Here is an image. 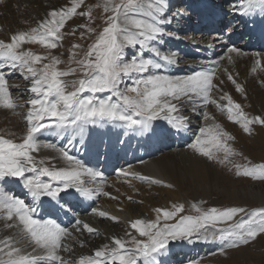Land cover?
Listing matches in <instances>:
<instances>
[{
    "label": "snow or ice",
    "instance_id": "obj_1",
    "mask_svg": "<svg viewBox=\"0 0 264 264\" xmlns=\"http://www.w3.org/2000/svg\"><path fill=\"white\" fill-rule=\"evenodd\" d=\"M83 4L84 0H71L70 6L54 7L47 11L36 26L12 33L7 41L0 39V62L18 70L25 80L30 81L28 91L32 94L26 101V128L21 142L0 136V181L8 178L21 181L23 188L34 200H39L42 196L56 200L61 193L71 195L69 189H75L85 198H92L93 193L84 186L86 181L83 178L96 181L101 173L86 167L67 150L57 148L54 144L41 145L37 133L42 129L66 131L72 128L73 132L78 130L83 134L84 126L97 125L102 120L120 121L129 127L139 128L143 133L153 130V121L164 120L179 132L188 127L187 117L177 114L184 99L194 106L199 102L203 106L214 105L221 113H226L228 121L238 125L245 134H252V125L264 126V117L250 116L227 93L220 96V100L226 101L225 104L212 97L213 89L216 88L213 83L215 70L197 71L192 75L176 77L149 74L143 78H133L132 85L124 90L118 87L122 75L129 78H132L133 73L143 76L150 69L162 67L152 59L133 57L130 62L123 61L126 48L139 45L141 49H145L149 42L164 35L159 26L163 21L158 19L165 14L164 0H102V3L95 5L108 14L104 20L105 26L95 34V40L83 53V59L75 60L83 78L65 80V77L74 75L77 69L61 70L58 66L62 61L51 50L59 46V41L66 34L63 30L74 16H83L88 18L89 23L92 22V8L78 11ZM239 8L240 14L244 16L257 11L264 13V0H244ZM137 13L150 16L151 21L137 18ZM80 27L89 34L95 33V29L87 24ZM74 33L75 29L72 30V34ZM25 45H40L47 51L37 54L25 48ZM80 47L79 44L72 45L74 50ZM150 51L167 65L177 63L175 53L163 55L155 47ZM227 52L241 54L234 47L228 48ZM78 54L73 51L70 61ZM228 60L231 63L232 57L229 56ZM255 65L252 72L258 69L264 71V57L257 58ZM228 80L235 85L237 92H244L232 75H228ZM70 86L74 90L68 91ZM10 88L8 79L0 73V108L15 112L20 105ZM102 92H109L111 95L107 99H94L96 93ZM82 93L92 95L82 98ZM113 97L115 102H112ZM203 115L205 121L212 119L208 112ZM234 139L222 125L212 123L201 127L199 134H194L188 148L209 161L231 165L229 171L235 169L237 177L264 181V163L250 165L249 162L241 165L231 159L240 155L229 143ZM68 142L71 143V139ZM41 147L58 152L67 166L57 168L55 165L47 166L44 160H37L32 154ZM118 174L128 175L124 170ZM132 175L144 183H163L135 173ZM163 186L172 187L170 184ZM96 193L109 196V193L102 192L100 188ZM191 208L196 215H181L184 212L183 204H173L172 210L156 208L155 220L135 219L130 222L129 226L135 232V235L127 233L130 239L113 237L111 245L104 244L92 255L80 256L74 264H158L157 255L163 254L170 242L190 240L193 236H203L208 240L210 235L214 240L225 242L227 248L235 249L248 246L264 236V207L248 211L238 206L203 209L192 204ZM35 213V207H30L25 200L16 198L0 187V219L5 222L6 228H15L20 237L18 240L15 237L0 240V264H68L59 253L62 250L69 251L63 241L71 237L72 232L52 220L41 221L34 218ZM93 214L113 223L118 222L116 216L105 211L94 209ZM238 216L240 219L236 220ZM168 221L175 222L167 223ZM222 224L229 226L217 228ZM72 228L89 235L98 234L94 227L79 219L75 220ZM210 229L217 231L210 232ZM25 242L31 247V252L26 253L17 246ZM223 251L222 248L221 252Z\"/></svg>",
    "mask_w": 264,
    "mask_h": 264
},
{
    "label": "bare ground",
    "instance_id": "obj_2",
    "mask_svg": "<svg viewBox=\"0 0 264 264\" xmlns=\"http://www.w3.org/2000/svg\"><path fill=\"white\" fill-rule=\"evenodd\" d=\"M173 1L164 0L165 14L162 17H158V19L163 21L159 26L164 35L158 36L155 41L149 42L148 47L145 49H141L139 45L125 49V55L138 49L139 52L135 50L136 56L138 55L135 58L152 59L154 62L160 63L162 67L156 70L150 69L143 76L133 73L132 77L143 78L149 74L172 77L186 76L194 74L200 68H210L215 70L213 83L216 88L212 92L214 99L221 104H225L226 101L220 100V96L227 93L235 102L242 105L243 110L250 116L264 117V71L258 69L256 72H252V68L256 67L255 60L259 57H264V50L260 49L262 43L264 45V13L257 11L251 15H241L239 5L244 0H185L183 3L189 2L190 4L181 13L174 14L175 11H178V5L174 6L173 12H168V7ZM100 3H102V0H84V4L78 11H87L88 8H92L93 12L95 10L102 11L101 8L95 7V5ZM70 4L71 0H3V2H0V39L7 41L12 33L28 30L30 27L36 26L38 21L43 19L47 11L52 8L67 7ZM227 5L231 9L233 17L225 18L223 11ZM136 15L137 18L151 21V17L148 15L143 13H137ZM34 19L35 21L33 22ZM82 24H87L94 29V15L91 23H89L88 18L79 15L69 20L63 30L66 34L63 40L59 41V46L51 50L52 54L63 56V53H66L65 48H68L71 44L70 37L74 36L76 32L90 35L84 28L80 27ZM212 26L216 27V32L212 36L207 37L208 31ZM73 29H75L74 34H72ZM168 33H171V35H168ZM213 37L217 41L214 45L210 42ZM74 44H78V42L75 41ZM72 45H70V49L68 48L71 53L73 51L78 53L81 50V48L72 49ZM24 47L31 49L37 54H44L47 51L40 45H25ZM153 47L157 48L163 55L175 53L177 63L175 65L165 64L151 53L150 49ZM230 47L238 49L241 54L228 53L227 49ZM229 56L232 57L231 63L228 60ZM124 60L127 59L124 58ZM61 61L64 63L65 59L62 58ZM5 67L9 68L0 62V68ZM58 67L61 69L60 66ZM228 75H232L236 82L243 87V93L236 91L235 85L228 80ZM65 79L69 81V78ZM123 81L129 82V77H125ZM8 83L11 86V93L17 98L16 102L20 107L15 112L0 108V133L2 132L1 136L5 138L21 142L26 128L24 121V115H26L28 109L26 101L32 95L28 91L30 81L25 80L21 75L19 81L12 80L8 81ZM119 88L124 90L123 87ZM67 90L72 91L74 89L70 86ZM81 95L82 98H86L92 94L82 93ZM110 95L111 93L109 92L107 96H104L103 93L101 96L96 93L94 99H107ZM112 102H115V97L112 98ZM179 107L180 112L177 114L187 117L188 124L186 130L179 132L172 129L164 120L153 121V130L148 133H143L137 127L128 131L125 129L126 124L123 122L102 120L97 125L84 126L83 134H80L78 130L73 132L72 128L66 131L56 130L55 128L42 129L37 133V139L41 145L54 144L57 148L67 150L70 155L80 160L86 167L93 168L101 173V177L96 181H92L88 177L83 178L86 181L84 186L93 193L92 198H85L76 192L75 189H70L71 195L68 196L61 193L56 200L49 198V200L41 201L42 197L39 200H34L27 190L23 188L22 182L13 178L0 181V187H3L16 198L25 200L30 207H35L34 218L43 221L50 220L48 216L57 217L58 225L61 227L64 225L63 228L72 232V236L65 238L63 241L68 246L69 251L62 250L59 253L68 264H74L82 255H92L97 248L104 244L111 245L113 237L125 240L130 239L127 233L135 235L134 230L129 226L132 220H154L157 216L156 208L171 210L173 204L168 201L167 197L164 198L163 194L168 196V194L172 193L173 198L176 199H178V195L173 194V191L170 192L167 187L165 189L164 184L177 182L178 186L181 183L183 187L184 184L181 179L183 180V177H185L187 178L186 180L191 181L199 189H204L208 193L209 184L212 181L214 183L223 181V185L225 184L226 188H221L229 190V192L226 190L220 192L221 196L222 194L225 195L223 201L226 199L224 201L226 203L234 202L231 194L237 190L235 191V188H233L234 180L228 178V171L231 165H221L194 154L188 148V144L193 141L194 134H199L201 127L218 123L223 126L225 131L235 137L229 143L236 151L238 147L243 146L244 149L247 148L246 151L248 153L254 154L256 145H264V126L252 125V134L248 136L238 125L228 121L226 113H221L214 105L203 106L202 102H199L194 106L193 103L184 99ZM204 112H208L212 119L205 121ZM47 123L51 124L52 121H47ZM166 134H170V139L173 138L174 141L173 144L167 147L163 146L167 140L165 138L168 137ZM69 139H71V143L68 142ZM160 143L162 147L158 150ZM172 146L176 149L173 150ZM180 147L183 150H177ZM166 149L169 150L166 151ZM170 152L174 154H170ZM257 152L260 153L259 151ZM32 155L37 160H44L47 166L55 165L57 168L67 166V162L61 158L60 154L51 148L41 147L38 152ZM258 157L264 160V149ZM231 159L235 163L242 161L239 160L238 156ZM117 160L126 166L122 170L128 175H119L118 173L121 171L118 170L113 175L112 165ZM98 164H100L99 167L101 168H97ZM132 173L157 179L163 183L158 186L144 183L135 179ZM98 188L102 189V192L109 193V196L97 195L96 190ZM250 189L251 201L258 203L260 200L262 203L264 201V189ZM137 194L143 196L141 201L139 200L141 196L137 197ZM155 196L157 197L155 198ZM111 197H115V199ZM152 204L155 205V207L153 206L154 209L151 208ZM94 209L116 216L120 221L124 222V226L120 227L118 225L119 222L113 223L108 219L94 215ZM77 219L94 227L98 234L89 235L84 231H75L72 228V224ZM161 222L164 223V221ZM4 224L5 222L0 219V240L8 237L20 239L15 228L8 229ZM199 238L185 241L183 244L169 245L163 254L157 255L158 264H171L175 260L181 263L184 262L183 259L187 256H189L188 260H192L208 251L217 254L221 253L223 247L224 251L227 249L223 244L215 243V240L213 244L222 247L220 250H217L216 247L214 249L206 245L207 240H203V236ZM209 238L212 239L211 236ZM201 240H203L205 245L198 243ZM211 243L209 242L208 244L211 245ZM17 246L24 249L26 253L32 251L26 242ZM177 246L178 248H176ZM177 253L179 256H176Z\"/></svg>",
    "mask_w": 264,
    "mask_h": 264
},
{
    "label": "rangeland",
    "instance_id": "obj_3",
    "mask_svg": "<svg viewBox=\"0 0 264 264\" xmlns=\"http://www.w3.org/2000/svg\"><path fill=\"white\" fill-rule=\"evenodd\" d=\"M185 2V0H174L168 7V12H173L174 10V6L175 5H178V11H175L174 14H179L181 13V11L187 6L189 5L190 3L189 2H186V3H183ZM224 15H225V18H230L231 16L233 17V15L231 14V9L229 8V6L227 5L225 8H224V11H223ZM99 13V14H98ZM103 13V14H102ZM98 14V15H97ZM93 15H94V29H95V33L93 34H83V36L81 35L82 33L80 32H76V34L74 36H71L70 38V43L71 44H74L75 41L78 42V44L81 46V50L78 51V55L75 56V58L73 60L70 61L69 57L71 56V52L68 51L70 48V45L68 46V48H65V52L66 53H63V56L61 55H56L58 56L61 60L62 58L65 59V62L64 63H61V65H59L61 67V70H67L68 68H75L77 69L76 73L72 76H69V77H65V78H69V81H73V80H79L81 78H83V73L82 71L80 70V66L78 64L75 63V60H80V59H83V53L87 51V48L90 44H92L95 40V35L94 34H98L100 30H102L103 26L104 25V20L106 18V15L108 14H104L103 11H94L93 12ZM105 15V17H104ZM97 17V18H96ZM102 18L103 21H102ZM96 19V20H95ZM35 21V19L33 20V22ZM32 22V23H33ZM219 29H220V26H219ZM98 30V31H97ZM214 34V33H213ZM212 33H209V35H207V37L209 36H212L213 35ZM75 39H74V38ZM68 39V37H67ZM73 40V41H72ZM211 44L214 45L215 43H217V41L215 40V37H213L211 40H210ZM136 51H138V49H135ZM134 50V54L132 52H129L128 54H126L124 58H126L127 60H124V62H130L131 59H133V57L136 56V51ZM71 54H70V53ZM139 52V51H138ZM134 55V56H131V55ZM140 54V53H139ZM61 56V57H60ZM138 56V55H137ZM136 56V57H137ZM67 59V60H66ZM64 64V65H63ZM4 65V64H3ZM0 73H2L7 79L8 81H19L21 79V73L18 71V70H13L12 68H0ZM186 75V73H185ZM20 76V77H19ZM11 78V79H10ZM64 78V79H65ZM124 76L122 75L121 76V79H120V84L118 85V87H123L124 89L128 86H131L132 85V78H129V82H126V81H123L124 80ZM127 78V77H126ZM123 79V80H122ZM66 80V79H65ZM121 85V86H120ZM104 96H107L108 95V92H102ZM102 93H99V95L101 96ZM2 135V132L0 133V136ZM166 137L165 139H167L165 141V143L163 144V146H170L171 144L174 143L173 141V138L170 139V134H166ZM249 136V135H248ZM160 141H162L160 139ZM260 145V147H259ZM160 149V148H159ZM176 149V148H173V150ZM243 149V150H242ZM247 148L244 149V147H238L237 151L238 153H240V155H238V158L239 160H242L240 162H238L239 164L241 165H246L249 164L250 162V165H256V164H261V163H264L262 161H264L263 159H261L259 156V154L261 153V151L264 149V145L263 144H258L255 146V149H256V152L253 154L251 152L248 153V151H246ZM262 149V150H260ZM116 150V149H115ZM169 149H166V151H168ZM177 150H183L181 147L180 148H177ZM245 151V152H244ZM257 151H259L260 153H258ZM117 153V150L115 151ZM169 154V153H168ZM170 154H174L172 152H170ZM253 154V155H252ZM258 154V156H257ZM242 156V157H241ZM261 156V155H260ZM257 157V158H256ZM255 158V159H254ZM259 159V160H258ZM244 160V161H243ZM261 161V162H260ZM114 164H119V166H121L122 169H125L126 166L122 164V162L118 161ZM113 166V165H112ZM131 167V166H129ZM129 167H127V169H129ZM120 168V167H119ZM116 169L114 170V173L113 175L115 174V172L118 170V171H121L122 169L119 170ZM117 173V172H116ZM228 178H232L234 180V185H233V188H235V191L233 194H231V198L232 200H234V202L232 203H226L223 201V199L225 198L224 194H222L221 196V191L222 190H226L229 192L228 189H223L221 187H224L226 188V186L223 185V181H220V183H214L213 181L209 184V190H208V193H206L204 191V189L202 190L201 188L199 189L197 185H195L194 183L192 184V182L186 180L187 178L183 177V180L181 179V182L184 184L183 187L180 183V185L178 186L177 185V182L175 183H168L170 185H172V187H167L169 188V191H173V194H176L178 195V199L176 198H173V195L172 193L171 194H168V196H166V194L164 195L163 194V197H167L168 201L172 204H183L184 205V212L181 213V215H196V213L192 210L191 208V205L192 204H196L198 205L199 207L203 208V209H207V208H210V207H216V208H224V207H244L246 210L248 211H251L253 209H257V208H260V207H264V201L261 203L260 200L258 203H254V201H251V198L252 196L249 194V192H251V189L250 188H253L254 190L255 189H264V181H259V180H251L249 178H245V177H237L235 175V169H233L232 171H228ZM243 180V181H241ZM176 184V185H175ZM217 184H219L217 186ZM255 185V187H254ZM158 186V185H157ZM205 187V186H203ZM166 189V187H164ZM180 188V190H179ZM250 189V190H249ZM212 191V192H210ZM176 192V193H175ZM186 192V193H185ZM210 192V193H209ZM237 193V194H236ZM208 194V195H207ZM219 194V196H218ZM185 195V196H184ZM235 197H234V196ZM240 195V196H239ZM141 195L137 194V197H139ZM205 196V197H203ZM208 196V197H207ZM248 196V197H247ZM157 196H155L156 198ZM180 197V198H179ZM215 197V198H214ZM141 198H143V196L139 197V200L141 201ZM182 198V200H181ZM180 199V200H179ZM189 199H191V201H189ZM187 200V201H186ZM249 200V201H248ZM176 201H178L177 203H175ZM189 201V203H188ZM217 201V202H216ZM193 202V203H192ZM245 202V203H244ZM250 202V203H248ZM253 202V203H252ZM209 203V204H208ZM186 204V205H185ZM240 204V205H239ZM263 206H262V205ZM252 205V206H250ZM259 205V206H258ZM143 206V205H142ZM155 205L152 204L151 208L154 209ZM172 210V208H171ZM243 215V214H241ZM240 217H236V220H239ZM155 220V219H154ZM152 221V220H150ZM118 225L120 227H123L124 226V222L120 221L118 219ZM175 221H169L168 223H174ZM232 222H229V224H231ZM229 224H222V225H218L217 228H226L229 226ZM217 231V229H210V232H215ZM210 236V235H209ZM202 237V236H201ZM194 239H200V238H197L196 236H193L190 240H194ZM262 239V240H261ZM190 240H182L181 241H174V242H170L169 245H174L176 243H180V244H183L185 241H190ZM205 240V239H203ZM203 240L199 241L198 243H201L202 245H205L203 243ZM212 240V241H211ZM209 242H212L211 245L208 244ZM214 242V239H210L208 238L207 240V243L206 245L208 246H211L212 248L216 249L217 250H220V248L222 247H218V246H215L213 244ZM188 243V242H187ZM215 243L217 244H223L225 246V242L223 241H219V240H215ZM256 244V245H255ZM259 245V246H258ZM226 247V246H225ZM245 247V248H244ZM259 247V248H258ZM178 248V246L176 247ZM224 248V247H223ZM227 248V247H226ZM244 250H243V249ZM171 249V248H170ZM248 249V250H247ZM172 250V249H171ZM214 251V250H213ZM207 253H210V254H207ZM229 253V254H228ZM204 254H207V255H204ZM219 254H221L219 256ZM204 255V256H203ZM223 255V256H222ZM176 256H179V254L177 253ZM227 256V258H226ZM253 259H252V258ZM189 256L185 257L183 260L184 262H177L176 260L173 261L171 264H264V236H261L260 238H258V240L248 246H241L239 248H235V249H230V248H227L223 253H217V254H213L211 253V251H208V252H205L203 254H200L197 257H195L194 259H190L188 260ZM187 260V261H186ZM226 260V261H225ZM254 260V261H253ZM186 262V263H185ZM261 262V263H260Z\"/></svg>",
    "mask_w": 264,
    "mask_h": 264
}]
</instances>
